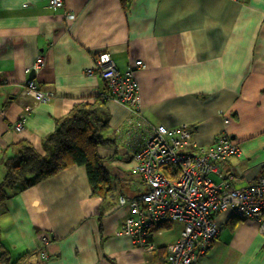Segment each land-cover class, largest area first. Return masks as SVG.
<instances>
[{
	"label": "crops",
	"instance_id": "0c3cea01",
	"mask_svg": "<svg viewBox=\"0 0 264 264\" xmlns=\"http://www.w3.org/2000/svg\"><path fill=\"white\" fill-rule=\"evenodd\" d=\"M0 0V183L3 157L22 140L42 152L57 122L79 105H94L107 84L88 70L108 52L120 73L137 69L141 108L147 120L173 128L187 124L200 145H212L224 129L242 156L221 163L211 177L230 188L251 186L264 173V0ZM73 16V18L71 17ZM42 55L45 67L33 68ZM35 80L52 92L48 102L23 95ZM27 106L32 109L27 111ZM113 143L98 155L112 189L94 196L84 166L73 165L21 190L0 206V238L25 264H166V247L182 226L161 223L151 230L154 249L136 246L121 232L130 214L118 199L145 191L132 174L138 151L128 127L132 113L113 100L103 105ZM27 115L23 131L14 126ZM190 150V149H189ZM219 234L196 264H264L260 221L216 215ZM48 238L47 259L39 253Z\"/></svg>",
	"mask_w": 264,
	"mask_h": 264
},
{
	"label": "built area",
	"instance_id": "2783aa9c",
	"mask_svg": "<svg viewBox=\"0 0 264 264\" xmlns=\"http://www.w3.org/2000/svg\"><path fill=\"white\" fill-rule=\"evenodd\" d=\"M49 5L62 8L64 0H50ZM44 67L45 60L40 55L33 70L38 73ZM141 68L146 66L140 60L135 67L120 73L111 55L104 52L88 70L90 75L96 74L107 84L108 92L102 97L123 104L132 113L128 130L129 135L134 134L138 146L132 174L141 177L146 189L132 200L119 197L118 204L130 210L122 225V234L136 246L152 251L155 247L151 230L155 225L180 224V236L167 246L166 264H196L218 237V213L229 210L239 219H257L264 233V174L243 189L230 188V178L217 184L211 177L221 163L243 153L226 129L231 116L221 112L225 127L209 146L200 145L187 124L168 128L151 123L141 108L140 83L136 77L137 69ZM23 95L39 102H48L54 96L41 90L35 80L27 83ZM31 109L27 106V111ZM26 120L27 115H22L14 128L23 131ZM42 241L41 256L47 259L45 249L49 240Z\"/></svg>",
	"mask_w": 264,
	"mask_h": 264
},
{
	"label": "trees",
	"instance_id": "16d2710c",
	"mask_svg": "<svg viewBox=\"0 0 264 264\" xmlns=\"http://www.w3.org/2000/svg\"><path fill=\"white\" fill-rule=\"evenodd\" d=\"M104 103L79 105L58 120L56 130L44 139L42 152L26 140L13 145L15 155L2 158L5 175L0 183V206L14 196L18 186L27 189L73 165L86 168L94 196L107 195L112 189L110 175L97 152L98 146L113 143L102 135L109 119ZM24 259L14 260L0 238V264H25Z\"/></svg>",
	"mask_w": 264,
	"mask_h": 264
},
{
	"label": "rangeland",
	"instance_id": "374dc122",
	"mask_svg": "<svg viewBox=\"0 0 264 264\" xmlns=\"http://www.w3.org/2000/svg\"><path fill=\"white\" fill-rule=\"evenodd\" d=\"M39 255H40L41 259H42L43 257L41 256V251H40ZM47 256H48V255H47Z\"/></svg>",
	"mask_w": 264,
	"mask_h": 264
}]
</instances>
